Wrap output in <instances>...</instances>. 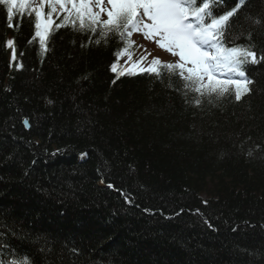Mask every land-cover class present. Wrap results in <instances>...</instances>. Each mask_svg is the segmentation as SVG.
<instances>
[{"label": "trees", "instance_id": "obj_1", "mask_svg": "<svg viewBox=\"0 0 264 264\" xmlns=\"http://www.w3.org/2000/svg\"><path fill=\"white\" fill-rule=\"evenodd\" d=\"M235 4L222 0L220 14ZM63 18L45 52L34 14L9 20L0 5V244L17 253L7 258L264 264V61L246 67L240 101L196 106L176 76L172 87L167 74L117 79L119 38L89 43L94 34L56 29ZM231 24L226 40L250 36L259 59L264 0H245Z\"/></svg>", "mask_w": 264, "mask_h": 264}, {"label": "snow or ice", "instance_id": "obj_2", "mask_svg": "<svg viewBox=\"0 0 264 264\" xmlns=\"http://www.w3.org/2000/svg\"><path fill=\"white\" fill-rule=\"evenodd\" d=\"M244 4L245 0H236L234 7L220 14L222 0H38L36 7L30 0H0V5L7 6L9 20L14 9L30 18L34 14L35 37H39L43 51H48L46 40L54 30L53 14H64L56 29L71 27L74 31L94 34L97 38L92 40L90 36L89 43L95 45L102 41L106 45L110 35L119 38L123 47L114 53L116 61L111 65L117 79L137 72H147L157 78L167 74V86L172 87L171 77L176 76L182 82L178 91L186 102L196 106L204 100L212 103L213 98L226 95L240 101L251 92L249 86L253 81L245 69L249 64L264 61V52L258 59L250 36L247 44H237L236 38L226 40L232 27L231 18ZM46 6L50 10L45 14ZM133 33H142L144 39L155 41L160 49L178 59L168 62L153 56L149 61L147 57L152 53L131 39ZM7 45L13 47L14 41H7ZM134 45L140 50L135 59L131 50ZM121 59L124 64H120ZM189 94L192 99H188ZM8 256L16 257L17 253L6 251V246L0 244V264H28L27 256L23 259Z\"/></svg>", "mask_w": 264, "mask_h": 264}, {"label": "rangeland", "instance_id": "obj_3", "mask_svg": "<svg viewBox=\"0 0 264 264\" xmlns=\"http://www.w3.org/2000/svg\"><path fill=\"white\" fill-rule=\"evenodd\" d=\"M33 7L38 6V0H32ZM61 15V14H60ZM54 18H57L58 15L56 13L53 14ZM132 40H135L137 44H143L144 48H146L149 52L152 53V56H148L147 59L150 61L153 56H159L161 61H168V62H174L178 57H173L171 53H168L164 49H160L153 40H146L143 37L142 33H133V36L131 37ZM133 51V59H135L140 54V50L136 48L134 45L131 49ZM120 64H124V59L120 60ZM142 66H147L146 64Z\"/></svg>", "mask_w": 264, "mask_h": 264}, {"label": "water", "instance_id": "obj_4", "mask_svg": "<svg viewBox=\"0 0 264 264\" xmlns=\"http://www.w3.org/2000/svg\"><path fill=\"white\" fill-rule=\"evenodd\" d=\"M25 121H27V120H24V121H23V124L25 125L26 128H29L28 121H27V123H25Z\"/></svg>", "mask_w": 264, "mask_h": 264}]
</instances>
